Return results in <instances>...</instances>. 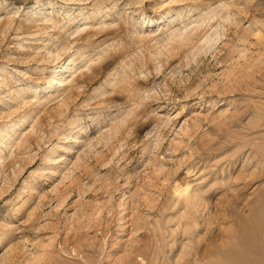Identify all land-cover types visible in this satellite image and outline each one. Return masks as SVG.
<instances>
[{"label":"rangeland","instance_id":"rangeland-1","mask_svg":"<svg viewBox=\"0 0 264 264\" xmlns=\"http://www.w3.org/2000/svg\"><path fill=\"white\" fill-rule=\"evenodd\" d=\"M263 154L264 0H0V264H229Z\"/></svg>","mask_w":264,"mask_h":264},{"label":"bare ground","instance_id":"bare-ground-1","mask_svg":"<svg viewBox=\"0 0 264 264\" xmlns=\"http://www.w3.org/2000/svg\"><path fill=\"white\" fill-rule=\"evenodd\" d=\"M71 66V65H70ZM68 65V70L70 74V76L74 75V73L77 71L75 68L70 67ZM73 66V65H72ZM75 69V70H73ZM69 76V77H70ZM83 75H80L75 82L79 83V79H82ZM68 80L70 78H67ZM67 81V80H63V81H58L60 85H63V82ZM262 153V152H261ZM260 155V154H259ZM262 157L264 158V154L262 155ZM263 158L260 157L261 160H263ZM262 162V161H261ZM259 162V163H261ZM264 162V161H263ZM187 190L183 189V190H178L177 193H179V195L183 196ZM261 195V194H260ZM257 198L259 197L258 195L256 196ZM256 198V199H257ZM262 199V198H261ZM188 202V201H187ZM260 202H264L263 200ZM255 204V202H254ZM253 204V205H254ZM258 204V203H257ZM227 208V207H226ZM229 208V207H228ZM253 208V207H252ZM225 211V210H224ZM223 211V212H224ZM256 214V213H255ZM248 215V214H247ZM252 215V214H251ZM241 221V220H240ZM239 221V222H240ZM237 220V223H239ZM192 223V222H191ZM236 223V224H237ZM242 223V222H241ZM237 226V225H236ZM237 229V228H236ZM192 230V229H191ZM188 231V230H187ZM236 234H238V236H235L237 238H235V240L237 239V250L235 251V253L233 254V256L230 258H228V263L229 264H264V205L263 208H259L258 209V213L255 216H247L245 217V222L244 225H242V227L239 228V231L237 229ZM235 234V235H236ZM230 245V244H229ZM195 248V246L193 247ZM191 249V248H190ZM226 250V248H224ZM224 249L221 250L224 252ZM235 250V248H234ZM192 251H194L192 249ZM213 251V250H212ZM190 252V251H189ZM219 252V251H218ZM194 253V252H193ZM192 253V254H193ZM211 251L208 253L210 254ZM222 253V252H221ZM199 255V253H197ZM195 254V257H197ZM204 254V253H203ZM207 254V256H208ZM213 254V253H212ZM219 254V253H216ZM211 255V254H210ZM194 255H191V257ZM200 256V255H199ZM198 256V257H199ZM202 258L206 259V256L201 255ZM204 256V257H203ZM225 256V255H224ZM194 257V258H195ZM216 258L218 256H215ZM197 258H195V261ZM202 259V260H203ZM220 261V260H218ZM224 261V260H223ZM218 263V262H217ZM224 264H227L226 262Z\"/></svg>","mask_w":264,"mask_h":264}]
</instances>
